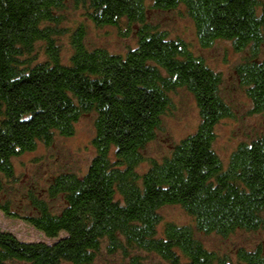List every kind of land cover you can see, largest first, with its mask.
<instances>
[{
	"label": "trees",
	"instance_id": "trees-1",
	"mask_svg": "<svg viewBox=\"0 0 264 264\" xmlns=\"http://www.w3.org/2000/svg\"><path fill=\"white\" fill-rule=\"evenodd\" d=\"M145 1L0 0V211L52 240L22 241L0 230V264H92L102 243L126 264H264L261 246L239 247L232 259L196 237L264 232V137L239 143L222 164L215 128L233 112L220 94L221 74L185 41L149 25ZM68 4L123 36L137 25L135 46L123 54L87 47L84 24L62 25ZM180 6L200 47L222 40L234 51L248 49L234 74L250 113L264 115V0L149 4ZM65 36L67 60L58 44ZM181 88L193 97L198 125L161 159L146 158ZM88 114L95 154L86 173H58L42 192L14 198L13 159L50 146L55 136L71 137ZM141 164L147 167L139 172ZM164 206L180 207L193 225L163 222ZM149 255L158 262L148 263Z\"/></svg>",
	"mask_w": 264,
	"mask_h": 264
},
{
	"label": "rangeland",
	"instance_id": "rangeland-1",
	"mask_svg": "<svg viewBox=\"0 0 264 264\" xmlns=\"http://www.w3.org/2000/svg\"><path fill=\"white\" fill-rule=\"evenodd\" d=\"M145 2L149 25L165 32L169 38H180L185 41L194 55L201 56L211 69L221 74L220 94L230 106L233 118L223 120L216 126V140L213 147L222 164L226 165L230 154L239 143L248 142L258 136L264 137V115L250 113V101L234 74L235 66L247 56L248 49L242 52L234 51L230 42L222 40L216 41L209 48H202L198 44L193 23L184 13L183 7L169 11L156 10L149 7L150 0ZM63 17L64 27L72 28L78 23L84 24L85 43L89 48L102 47L110 53L123 54L128 48L135 46L137 25L132 26V31L127 36L119 34L115 27L97 28L71 4H68L63 11ZM67 42L66 36L58 41L63 60L68 58ZM259 58L264 59V42L259 46ZM171 97L174 107L164 116L162 128L156 138L144 148L143 153L146 158L161 159L168 154L174 143L193 133L198 125V112L191 94L181 88ZM93 119V114L84 115L75 124V132L71 137L55 136L50 146L39 144L33 152L13 159L15 175L19 182L12 196L16 198L18 194L24 195L28 189L33 188L42 192L50 178L58 173L70 172L77 176L85 174L95 154L91 143L94 136ZM146 167V164H141L138 171L142 172ZM159 213L163 222L193 225L192 218L178 206H164ZM0 230L9 231L22 241L52 242L29 224L17 218L7 217L2 211H0ZM196 237L208 250L228 255L232 259L235 250L239 247L252 249L261 246L264 250L263 231H236L226 237L196 232ZM146 257H149L146 260L148 263L158 262L155 256ZM126 262L119 252L109 254L105 243H102L92 264H126Z\"/></svg>",
	"mask_w": 264,
	"mask_h": 264
}]
</instances>
